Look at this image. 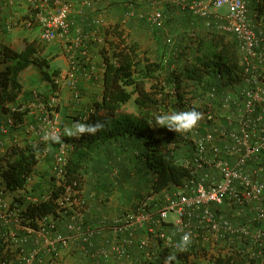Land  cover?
I'll list each match as a JSON object with an SVG mask.
<instances>
[{
	"label": "built area",
	"instance_id": "built-area-1",
	"mask_svg": "<svg viewBox=\"0 0 264 264\" xmlns=\"http://www.w3.org/2000/svg\"><path fill=\"white\" fill-rule=\"evenodd\" d=\"M148 1L153 7L150 12L138 15L129 6L122 23L138 15L146 17L151 25H160L163 13L156 8V0ZM170 1L204 18L207 27L236 35L243 67V86L238 90L227 87L219 111L207 106L201 110L204 119L192 131L185 132L191 150L182 163L191 171L190 179L172 193L165 191L162 207H150L154 198L148 196L107 224L112 239L108 248L91 254L103 259L94 264H111V259L117 264H164L166 255L178 252L177 245L184 232L192 234V244L198 252L191 258L197 264H215L216 258L236 252L264 264V33L252 22L250 0ZM224 6L228 8L226 15L219 12ZM71 9L72 0H37L32 13L23 22L29 28H38L44 42L65 40L70 35ZM67 60V69L55 77V83L59 89L69 88L78 103L82 99L79 75L85 68L84 63L90 61L88 46L82 38L78 37L67 46ZM85 73L86 77H94L91 71ZM216 88L211 91L215 92ZM214 92L210 93L212 97ZM58 93L48 102L38 97L42 111L36 124L27 126L33 129L37 141L45 145L43 149L38 147V159L40 152L45 154L48 151L50 141L43 139L44 134L53 130L61 134L64 142L56 143L54 155L56 179L59 181L79 139L68 141L63 135L56 111ZM4 107L9 111L7 119L0 122V134L6 135L14 127L25 126L23 121L16 122L14 114L24 111L26 105L16 107L6 102ZM74 190L73 187H65L57 203L66 210L59 215L68 217L66 227L69 231L81 233L82 246L86 249L93 245L92 240L99 233V227L84 226L86 201L75 197ZM48 197L45 192L42 196L26 198L24 190L8 189L0 175V264L36 263L38 248L26 253L23 246L28 236L17 233V230L34 227L30 224L33 220L23 213L25 205ZM19 199H23V203ZM168 212H174L177 217L169 220ZM57 219L52 215L35 219L41 235L48 231L51 233L52 238H48L46 245L51 253H56L58 246L68 247L73 238L57 231ZM166 223L172 224L171 231L166 229ZM133 246L141 254L137 260L131 252ZM14 251L19 255L15 262L11 256ZM245 264H250V261Z\"/></svg>",
	"mask_w": 264,
	"mask_h": 264
},
{
	"label": "trees",
	"instance_id": "trees-1",
	"mask_svg": "<svg viewBox=\"0 0 264 264\" xmlns=\"http://www.w3.org/2000/svg\"><path fill=\"white\" fill-rule=\"evenodd\" d=\"M159 3L161 5L156 8L162 11L163 21L160 25L150 24L152 37L159 45L155 58L142 51L140 44L129 39L118 29L119 26L104 30L105 41L99 50L103 61L101 96L93 103V111L79 117L77 121L89 124L100 121L105 123V128L95 135L85 134L79 138L65 167L63 178L58 181L47 171H42L39 175L38 147L28 140L16 142L0 156V175L8 189L24 190L26 198L42 196L45 192L49 195L48 199L39 198V202L25 205L23 213L33 220L30 223L32 226H36L37 217L52 215L57 219L59 212L66 210V207L60 208L57 203L64 194L65 187L81 188V177L86 172L83 169L98 146L121 137L134 138L132 143L137 148V154L133 159L140 160L139 164L136 161L134 164L138 166V170L145 157V165L154 173L150 189L142 199L153 196L150 207H162L163 193H172V189L183 186L191 177V171L182 163L189 155L191 145L185 132L176 133L160 127L155 116L192 108L201 112L207 106L219 111L225 89L228 87L238 90L243 86V67L240 63L239 41L235 34L207 27L204 18L195 16L170 0ZM136 4L142 5L129 1L127 6H132L138 15L142 14L136 10ZM250 12L256 19L262 18L264 21V0H250ZM138 15L134 18L147 22L146 17ZM262 32L264 33L263 30ZM40 44L37 40L26 41L20 51L0 45V62L6 65L0 70V110L3 112L9 111L4 107L6 102L16 107L22 106L23 101L28 102L23 95L20 75L29 66L40 69L48 90H59L55 77L60 71L51 69V61L42 55ZM213 87H217L215 92L211 91ZM211 92L215 93L214 97L210 95ZM131 100L136 105V111H120ZM28 112H16V122H30L26 117ZM18 129L20 128L14 127L11 132ZM136 139L142 140V143L137 144ZM54 145L55 149H52L47 158L48 162H51L57 151V144ZM20 202L23 203V199ZM87 225L93 226L84 215V226ZM165 226L168 231L172 230L171 223H166ZM23 249L26 253L32 250H27L26 244ZM189 249L190 251L173 253L176 259L172 264H197L191 258L198 252L196 246L191 244ZM138 254L141 256L140 252ZM247 261L259 264L240 252L218 257L214 263L245 264Z\"/></svg>",
	"mask_w": 264,
	"mask_h": 264
},
{
	"label": "crops",
	"instance_id": "crops-1",
	"mask_svg": "<svg viewBox=\"0 0 264 264\" xmlns=\"http://www.w3.org/2000/svg\"><path fill=\"white\" fill-rule=\"evenodd\" d=\"M87 1L89 4H86ZM129 1L131 0H72V9L69 16L70 35L68 38L65 40L57 39L52 42H45L46 44L43 43L46 47L42 49V55L51 59V66L55 65L56 67L54 69H58L61 72L68 67V60L65 56L67 55L68 45L79 37L88 46L90 61L87 64L84 63L86 67L82 68V72L79 75V90L82 93V100L80 102L82 104L77 106L76 104L70 103V96H72L70 89L66 87L60 88L59 102L63 105L62 108L64 110L67 107V112L65 111L67 114H72L73 112H90L93 109L91 103L93 104L100 99L102 92L103 61L99 50L104 45V30L119 25L120 18H123L125 10L128 9L127 3ZM165 1L159 0V2ZM35 2L37 0H0V45H6L11 49L20 51L24 48L26 41L37 40L41 42L39 29L34 27L29 28L23 22V19H26L32 13ZM141 2L139 0L136 3ZM141 7L142 5L138 6L136 4L137 11L140 12ZM249 14L252 16V12ZM137 21L139 20H136V18L128 20L131 30L139 29L140 25ZM254 23L259 26L258 29L261 31L264 30L262 18L256 19ZM126 28H128L127 25ZM118 29L126 34L127 29L123 30L122 27H118ZM158 47L159 45L155 43L154 49L159 51ZM81 59L83 58L81 57ZM5 66V64L0 62V70ZM31 71L32 69L27 67L20 75L23 95L28 99L27 105L29 107L35 105L34 100H36L32 93V85L41 78L39 73L32 71L36 74L34 75ZM86 71L93 72L94 77H86ZM44 83L46 84L47 82L44 81ZM70 104H73V106L70 107ZM37 105L38 108H34L26 114L28 120L32 121L35 116L37 117L41 113L42 106L40 103H37ZM57 113L59 115V110ZM4 120H6V113L0 110V122ZM66 120V127H70L74 123L69 117ZM18 131L10 132L6 135L0 134V156L3 155V152L7 148L16 144V142L21 143L18 140ZM133 141L134 138L121 137L100 144L94 153L101 154L97 159H93L96 163L98 162L95 167L97 172L88 171V164L83 169V171H86L83 173L84 176L94 175L95 179H93L95 183H89L90 186L86 184V186L74 190L75 197L82 198L86 201L84 215L87 217V222L99 227V233L93 238L92 246L86 249L83 248L81 233L67 229L66 225L69 219L65 214L59 215L56 220L57 231L63 234H69L73 238L68 247L63 248L58 246L56 253H51L46 246L48 238H52L50 236L51 233L48 231L45 235H41L38 231L39 225L36 224V226L28 230L23 228L17 230V233L28 236L26 243L27 250L38 248V260L35 264H94L103 260L102 257L91 255L98 249L108 248V243L112 239L110 231L106 226L103 227L102 225L111 223L112 220L119 217L126 210L131 209L135 204V201L125 203L122 201L124 198L121 199V194H119L121 177H131L135 171H139L138 166L132 164V159L137 154V148H134ZM50 155L51 152L47 151L43 157L46 159L44 162L48 166L50 162H48L47 158ZM128 155L131 158H128ZM39 164L40 162L37 164V167ZM108 171H114V174L120 175L115 185L108 184L106 179L103 180L101 178L107 177ZM124 183L122 184L124 185ZM8 198H11V195ZM1 230L2 227L0 225ZM138 236L140 237V234ZM131 252L133 253L134 259L137 260L139 258V252L135 246L131 248ZM11 256L15 262L19 255L14 251ZM111 264H117V262L113 263L111 259Z\"/></svg>",
	"mask_w": 264,
	"mask_h": 264
},
{
	"label": "rangeland",
	"instance_id": "rangeland-1",
	"mask_svg": "<svg viewBox=\"0 0 264 264\" xmlns=\"http://www.w3.org/2000/svg\"><path fill=\"white\" fill-rule=\"evenodd\" d=\"M141 1H142L141 2L142 3V7L140 8L141 9L140 12L142 14L150 12L152 10V5L150 4V2H148V0H141ZM160 5H161V3H159L158 0H156L155 6L157 7V6H160ZM138 6H140V4ZM219 12L222 15H226L228 13L227 6L222 7ZM250 17L252 19V22L254 23L255 20H256V17H254V15H252ZM136 20H139V21H137V22H139V25H140L139 29H132L131 30V26H130L129 22L127 21V23H122V18H120L118 26L122 27L123 30L127 29L125 35L129 39H131L132 41H137L140 44V47H141L142 51H144L146 53L148 52V55L150 57L155 58L157 56V50L154 49L155 42H154V39L152 37L153 36L152 30H151L152 26H150V24L148 22L144 23L143 20L140 19V18H136ZM126 25H127L128 28H126ZM254 25H256V24L254 23ZM258 27L259 26L256 25L257 29H258ZM40 43H41L40 46L42 47V49L46 47L44 45V44H46L44 41L41 40ZM52 44H55V43H52ZM65 56L67 57V55H65ZM29 67H30V69H32V71H35V73H39L40 77H41L38 82H36L35 84L32 85V89H33L32 93L34 94V98H36V100H34L35 105L29 107L27 105L28 102H24L23 101L24 105H26L25 110L30 112L34 108H38V105H37V103H39L38 97L41 98L42 101L48 102L51 99V97H53V95L55 93L60 92V89L56 90L54 92L48 90V88H47L48 84L44 83L43 76L41 74L40 69L38 67H36V66H29ZM55 67H56L55 65H52L51 69H54ZM32 71H31V73H33ZM31 73H30V75H31ZM34 75H36V74H34ZM148 86H149V84H148ZM58 95H59V93H58ZM71 95L72 96H70V103L76 104L77 106L82 104L81 102L77 103L74 100V96H73V92L72 91H71ZM81 96H82V93H81ZM73 104H70V107H72ZM91 105H93V104L91 103ZM62 107H63V105L59 102V104L57 105V109L60 112L59 115H58V120L61 123V126H62L63 130L66 127V121H67L66 119L68 117L70 118V120L75 122V121H77V119H79V117H81V116L84 117L85 115H88L87 113H89V112H83V113H81V112H73L72 114H69V113L67 114L66 113L67 112L66 111L67 107H65V110ZM120 111L127 112V113H133V112L136 111V105L134 104L133 100H131L128 103H126L125 105H123V107L120 109ZM4 113H6V112H4ZM7 117H8V115L6 113V119H7ZM37 118H38V116L37 117L35 116V118H34V120H32V122L31 121L30 122L27 121L28 123H25V126L20 127L19 131L17 132V135H18V140H20L21 143H23V141L28 140V141H30L29 142L30 144L35 145L37 147H40V149H43V148H45V147H43L45 145L42 144V143H39L37 141V138H35V133H34L33 129L31 127H28L31 123L32 124H36ZM26 125H28V126L26 127ZM66 138L68 139V141H71V139H72V138H68V137H66ZM137 140H136L137 144H139V143L141 144L142 143V140H140V139H137ZM54 144L55 143L52 142V141L49 142V145L47 146L48 151L52 152V149L53 150L55 149L54 148V146H55ZM40 153H41V155L39 154V160H38V161H40V164L37 167V169H38L37 171H38L39 175H41L42 171H47V172L50 171L49 174H51L52 176H54L56 178L55 160H54V155H55L56 152L53 154V157L51 159V162H50L49 166H48L47 163L44 162V160H46V159H44L42 157V155H45V154H43V152H40ZM100 154H97V152L93 154L92 159L89 160L90 162L88 163V165H89L88 166V171L97 172V170L95 169V167L97 165H96V163H95V161L93 159H95V158L97 159L98 156H100ZM129 157L131 158V156L128 155V158ZM135 161L138 164L140 163V160L132 159V164H135ZM141 162H142L141 166H139L141 168V170L135 171L134 175L131 176V177L130 176L125 177V178L121 177V184H120V188H119L120 189L119 190V194H121L120 195L121 199L124 198L122 201H124L125 203L131 202V201H135V203L138 202L140 199H142V197L144 195H146V193L150 189V185H151L152 179L154 177V173H153L152 170L147 168V166L145 165V157L142 158ZM86 170H87V168H86ZM113 172L114 171H108L107 177H101V178L103 180L106 179L108 184L115 185L116 182L118 181V179L120 178V175L114 174ZM89 176L90 175H88V177H86V175L85 176L83 175L81 177L82 178L81 187L86 186V184H87V186L88 185L90 186V184H92V183L94 184L95 183L94 175L90 176V178H89ZM123 182H125L124 185L122 184ZM172 190L175 191V189H172ZM176 217H177V215L174 212H168V219L169 220L170 219H175ZM192 259H194V258H192ZM177 264H184V263L178 262Z\"/></svg>",
	"mask_w": 264,
	"mask_h": 264
},
{
	"label": "clouds",
	"instance_id": "clouds-1",
	"mask_svg": "<svg viewBox=\"0 0 264 264\" xmlns=\"http://www.w3.org/2000/svg\"><path fill=\"white\" fill-rule=\"evenodd\" d=\"M202 119H204V113L197 111L195 108L187 111H172L171 113H163L155 116L157 125L176 133L192 131ZM104 128L105 123L100 121L91 124L75 121L70 127H65L63 135L68 138L79 139L85 134L95 135ZM43 139L60 144L64 142L61 134L54 130L46 132ZM181 231L183 230L181 229ZM192 242V234L190 232H184L177 245L178 251H187ZM175 259V254H170L165 257L164 264H172Z\"/></svg>",
	"mask_w": 264,
	"mask_h": 264
}]
</instances>
